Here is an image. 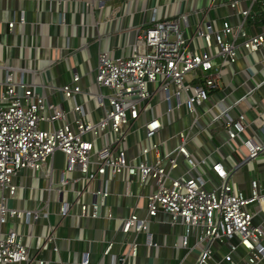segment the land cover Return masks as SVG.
<instances>
[{
	"label": "built area",
	"instance_id": "built-area-1",
	"mask_svg": "<svg viewBox=\"0 0 264 264\" xmlns=\"http://www.w3.org/2000/svg\"><path fill=\"white\" fill-rule=\"evenodd\" d=\"M214 1L171 15L148 7L151 17L135 26L127 55L100 49L86 85L78 62L52 95L44 81L26 79L27 68L0 62V264L50 263L44 254L58 255L56 229L67 218L113 219L107 200L116 177L120 195L135 201L117 218L120 241L101 238L108 264H135L141 245L157 247L150 224L159 213L181 228L170 244L183 250L176 264H264V220L254 221L264 186L252 177L247 195L232 179L240 164L234 153L264 154V123L241 109L254 86L235 96L222 85L230 66L264 45V31L248 25L264 0H218L230 14L210 18ZM19 13L6 20L8 29L25 22ZM220 132L229 144L222 157L224 143L214 144ZM25 169L47 180L46 197L36 195L32 208L9 205L22 199L15 178ZM89 255L82 252L79 264H91Z\"/></svg>",
	"mask_w": 264,
	"mask_h": 264
},
{
	"label": "crops",
	"instance_id": "crops-1",
	"mask_svg": "<svg viewBox=\"0 0 264 264\" xmlns=\"http://www.w3.org/2000/svg\"><path fill=\"white\" fill-rule=\"evenodd\" d=\"M60 1L61 10L66 13V23L60 22L61 12L55 1L0 0V62L27 68L26 79L38 84L44 81L47 85L45 93L48 95H52L50 87L58 88L69 81L70 67L78 62L80 63L78 70L83 73L82 83L86 85L88 77L90 79L92 76L90 74L93 72L96 55L100 49L110 48L114 55H127L135 40V26L148 21L151 17L148 7L157 6L159 14L171 15L178 11L206 9L210 3V0H93L90 5L83 6L84 0ZM221 1L227 3L228 0ZM217 2L218 0L214 1L212 5L214 9L209 12L208 17L214 18L218 15L227 18L230 14L228 6ZM256 9L257 4L254 6V10ZM19 10L24 11L25 22L16 23L11 30L8 29L6 20H18ZM257 11L249 18L248 25L255 31H264V23L258 22L257 15L260 12ZM233 21H236V18ZM68 43L72 45L70 48L67 47ZM247 67H250L253 74H250ZM85 72L90 76H84ZM244 80H247V83L243 84ZM261 80H264V45L255 54L243 55L236 64L230 66L225 71L222 85L226 90L234 88L235 96L254 86L255 90L241 105V109L246 112L249 119L259 116L264 123V84L258 85ZM43 90L44 87L38 88L40 92ZM217 138L214 144L224 143L218 157L225 156L226 150L229 149V144L224 142L226 136L220 132ZM57 156L59 157V154ZM233 159L240 162L232 175L238 189L248 195L249 181L252 177L258 178L264 186V154L255 159L244 160L242 156L234 153ZM15 181L21 186L19 195L22 199L18 204L15 200H9L11 206L32 208L38 204L34 198L36 195L38 197L47 195L43 190L47 180L33 170L20 171ZM110 191L112 194L107 200V205L112 209L114 218L111 220L67 218L56 229L58 255L44 252L46 257L52 259L48 264H79L80 254L85 251L90 254L91 264H108V257L101 253L104 248L101 238L105 236L120 241L117 218L127 215L135 201L128 196L120 195L123 193V182L119 177L110 180ZM57 207V204H51L52 211ZM249 207L251 210L258 209L255 204ZM50 219L54 220L53 214ZM262 220L264 205L254 218L256 223ZM150 229L158 246L141 245L135 264H176L183 255V250L175 249L170 244L181 233V228L170 225L166 213H159L152 220ZM141 239L139 236L138 240ZM114 250H117V247ZM235 257L239 259V252ZM191 261L192 258L182 264H191Z\"/></svg>",
	"mask_w": 264,
	"mask_h": 264
},
{
	"label": "trees",
	"instance_id": "trees-1",
	"mask_svg": "<svg viewBox=\"0 0 264 264\" xmlns=\"http://www.w3.org/2000/svg\"><path fill=\"white\" fill-rule=\"evenodd\" d=\"M257 19L259 23H264V12H260V14L257 15Z\"/></svg>",
	"mask_w": 264,
	"mask_h": 264
},
{
	"label": "rangeland",
	"instance_id": "rangeland-1",
	"mask_svg": "<svg viewBox=\"0 0 264 264\" xmlns=\"http://www.w3.org/2000/svg\"><path fill=\"white\" fill-rule=\"evenodd\" d=\"M207 189H210L211 187L209 185L206 186Z\"/></svg>",
	"mask_w": 264,
	"mask_h": 264
}]
</instances>
